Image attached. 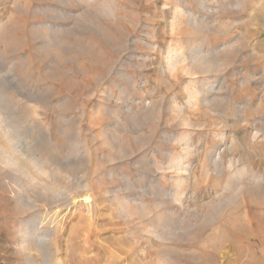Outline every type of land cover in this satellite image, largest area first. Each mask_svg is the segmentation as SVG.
I'll return each mask as SVG.
<instances>
[{
    "label": "rangeland",
    "instance_id": "obj_1",
    "mask_svg": "<svg viewBox=\"0 0 264 264\" xmlns=\"http://www.w3.org/2000/svg\"><path fill=\"white\" fill-rule=\"evenodd\" d=\"M0 264H264V0H0Z\"/></svg>",
    "mask_w": 264,
    "mask_h": 264
}]
</instances>
